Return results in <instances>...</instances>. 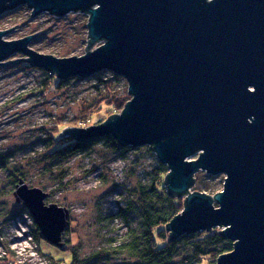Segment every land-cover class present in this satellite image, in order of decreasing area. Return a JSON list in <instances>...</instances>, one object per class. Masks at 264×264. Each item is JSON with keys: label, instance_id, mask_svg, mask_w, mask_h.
I'll list each match as a JSON object with an SVG mask.
<instances>
[{"label": "water", "instance_id": "1", "mask_svg": "<svg viewBox=\"0 0 264 264\" xmlns=\"http://www.w3.org/2000/svg\"><path fill=\"white\" fill-rule=\"evenodd\" d=\"M20 6L32 17L87 14L84 55L36 52L37 33L5 41L13 27L0 31V67L24 61L59 79L109 71L127 83L119 114L60 137L149 146L168 169L167 195L183 198L165 226L169 241L218 228L232 250L215 264H264V0H0V15ZM15 53L26 57L5 61ZM199 171L224 175L222 190H192ZM12 195L62 250L68 209L22 179Z\"/></svg>", "mask_w": 264, "mask_h": 264}, {"label": "rangeland", "instance_id": "2", "mask_svg": "<svg viewBox=\"0 0 264 264\" xmlns=\"http://www.w3.org/2000/svg\"><path fill=\"white\" fill-rule=\"evenodd\" d=\"M87 20L88 15L83 13L32 17L30 9L20 6L0 15V31L14 27L3 37L5 41L37 33L29 44L36 52L56 58L80 57L87 42ZM25 57L15 53L5 61ZM56 80L59 78L49 71L24 61L0 67V156L4 160L0 165V264H53L49 255L60 260L58 264H69L71 248L79 264H142L109 252L129 240V229L139 226L144 199L141 190L149 185L161 164L152 149H116L99 137L67 158L52 160L46 155L50 136L59 129L60 133L67 127L86 129L106 121L101 114L105 110L95 107L101 98L123 95L127 103L131 98L127 83L109 71L88 78L60 79L63 82L59 88L55 87ZM104 87L111 89L110 94L105 95ZM19 177L29 187L47 193L46 204L68 209L69 225L62 236V250L44 239L38 241L35 233L40 232L33 219L15 202L13 184ZM194 177L192 190L211 195L222 190L225 178L204 171ZM188 255L189 249L185 248L174 262L181 264Z\"/></svg>", "mask_w": 264, "mask_h": 264}, {"label": "trees", "instance_id": "3", "mask_svg": "<svg viewBox=\"0 0 264 264\" xmlns=\"http://www.w3.org/2000/svg\"><path fill=\"white\" fill-rule=\"evenodd\" d=\"M61 81L63 82L60 79L59 81L56 80V88H59V84L62 83ZM104 90L106 92L105 95L111 92V89L108 87H104ZM100 100L101 102L95 107H98L99 111L100 109L105 110L101 113L105 118L114 115L113 112H121L126 103L123 100V95L113 94ZM80 124L82 123H79L77 126H80ZM60 130L50 136V148L46 153L48 159L61 160V158H67L68 156L82 152L86 144L99 140L95 138L83 144L77 143L73 139L60 137ZM100 139L108 140L116 149L121 148L115 139L110 136ZM0 165H4V160L1 156ZM167 172L168 170L164 165L158 164V168L152 176L149 185L144 186L141 190L144 199L141 207L139 226L129 229L127 233L129 240L114 249L112 248L109 254H123L142 264H179L174 262V258L181 250L188 248L189 257L181 264H215L221 254L232 250V242L229 239L223 238L219 234L220 230L218 228L213 229L211 232L201 231L194 234L182 235L175 241H169L168 231L165 229V226L183 209V198H171L165 192L163 181ZM19 179L20 177L15 179L13 187ZM25 213L27 212L25 211ZM36 233L35 235H38V241L40 242L43 238L37 231ZM68 252L70 253L69 264H79L74 248L69 249ZM48 259L53 264L61 262L60 260L55 261L50 255Z\"/></svg>", "mask_w": 264, "mask_h": 264}]
</instances>
